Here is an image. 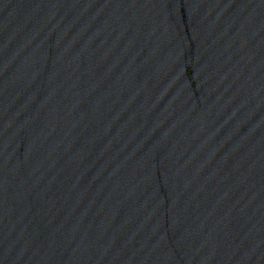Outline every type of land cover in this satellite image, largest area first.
I'll use <instances>...</instances> for the list:
<instances>
[{"label": "water", "instance_id": "1", "mask_svg": "<svg viewBox=\"0 0 264 264\" xmlns=\"http://www.w3.org/2000/svg\"><path fill=\"white\" fill-rule=\"evenodd\" d=\"M0 264H264V0H0Z\"/></svg>", "mask_w": 264, "mask_h": 264}]
</instances>
